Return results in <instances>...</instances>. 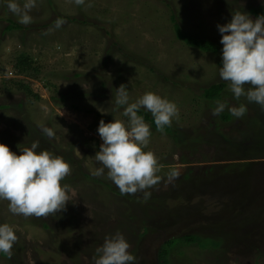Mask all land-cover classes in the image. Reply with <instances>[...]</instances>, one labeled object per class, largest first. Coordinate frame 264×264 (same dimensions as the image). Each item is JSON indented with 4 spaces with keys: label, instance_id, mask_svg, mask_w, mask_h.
<instances>
[{
    "label": "rangeland",
    "instance_id": "374dc122",
    "mask_svg": "<svg viewBox=\"0 0 264 264\" xmlns=\"http://www.w3.org/2000/svg\"><path fill=\"white\" fill-rule=\"evenodd\" d=\"M263 1L37 0L31 22L23 24L8 0H0V142L19 154V147L38 141V150L62 156L71 166L62 184L72 198L66 210L46 219L13 215L0 201V223L12 225L18 236L11 259L0 253V264H94L96 249L117 232L130 244L135 264H264V126L250 132L264 110L244 97L236 100L220 78L217 27L236 10L255 19L249 10ZM7 20L20 28L7 30ZM174 23L219 51L186 45ZM20 53L31 66L17 74ZM216 82L225 85L220 95L205 100L202 89ZM122 83L130 102L153 91L179 109L170 132L146 121L148 149L159 159L162 177L147 200L140 192L121 194L107 170L93 175L101 167L95 160L99 121L127 120L115 104ZM218 100L227 107L213 115ZM241 103L247 111L236 118L228 109ZM173 168L180 175L168 183Z\"/></svg>",
    "mask_w": 264,
    "mask_h": 264
},
{
    "label": "clouds",
    "instance_id": "9594fccd",
    "mask_svg": "<svg viewBox=\"0 0 264 264\" xmlns=\"http://www.w3.org/2000/svg\"><path fill=\"white\" fill-rule=\"evenodd\" d=\"M74 2L85 4V0ZM36 6L37 0H23V3L8 0L9 11L23 24L31 22L30 12ZM62 23L57 21V26ZM217 27L223 45L220 78L228 82L236 100L244 97L264 110V15L253 19L245 11H232L231 20ZM115 104L123 106L122 115L127 120L114 117L107 123L103 119L99 121L98 134L102 143L95 153V160L101 167L95 169L93 175L102 176L107 170L108 179L121 194L140 192L147 200L151 196L148 189L161 183V166L154 151L148 149L151 127L138 113L141 108L149 111L157 131L164 132L165 127L171 126L173 118L179 117V109L175 102L153 91H146L130 102L127 86L123 83L116 88ZM226 107V103L216 101L213 115H218ZM228 110L232 116L241 118L247 107L241 103ZM41 128L49 139L54 137L51 128L43 125ZM38 149L39 142L34 141L31 146L19 147L18 154L0 142V201L8 202L13 215L46 219L66 210L72 199L68 194L69 187L62 184L71 174L70 164L60 155ZM179 175L178 169H170L167 182H173ZM17 241L14 227L7 222L0 223V253L11 259ZM129 248L130 244L122 233L106 236L96 249L94 264H135L136 257Z\"/></svg>",
    "mask_w": 264,
    "mask_h": 264
},
{
    "label": "trees",
    "instance_id": "16d2710c",
    "mask_svg": "<svg viewBox=\"0 0 264 264\" xmlns=\"http://www.w3.org/2000/svg\"><path fill=\"white\" fill-rule=\"evenodd\" d=\"M249 12L255 18L258 15H264V1L258 3L257 5H255L252 8H250ZM7 21L9 23L5 27L7 30L20 28L17 24L12 23L10 20H7ZM173 29H174L175 36L179 40H181L183 43H185L186 45H188L190 47L197 48L200 51L211 53V54L218 52L220 49L217 44L211 42L210 40L203 39V38H197V37L191 36L185 32H182L176 23L173 24ZM30 66H31V60L29 59V57L27 55L20 53L16 56V59L14 61V67L17 68V71H16L17 74L25 73L28 69H30ZM16 86L17 87L22 86V87L26 88L20 82L16 83ZM224 86L225 85L223 82H216L213 84H209L207 87L202 89V96L206 100H215L220 95ZM253 104H255V103H253ZM251 109H252V107H251ZM138 114L142 115L144 117L145 121H147L151 125L152 128L156 129V126L154 123V118L152 117V115L149 112H147L143 109H140V112ZM220 117L223 120L229 119V116L227 114L220 115ZM263 126H264V113H263V111L262 112L260 111V114L258 116L257 126H252V124H251L250 132H255L257 129H259V127H263ZM170 130H171L170 127H165L164 132H170ZM256 136H257L258 140L260 141L261 134L256 135ZM246 139H248V138L245 137L242 140L246 141ZM42 226L47 227L44 223H42ZM184 239L187 241H192V242L196 241L197 243H199V241H200L197 239V237L187 236V235L184 237ZM170 244H171V240H167L166 242L163 243L162 247L160 248V250L158 252V256L160 258L165 257V254L167 251L166 247Z\"/></svg>",
    "mask_w": 264,
    "mask_h": 264
}]
</instances>
